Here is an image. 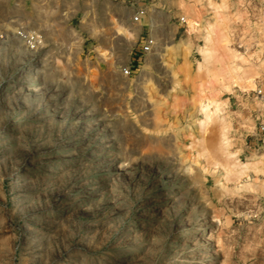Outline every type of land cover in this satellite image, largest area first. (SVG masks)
Instances as JSON below:
<instances>
[{
  "label": "rangeland",
  "instance_id": "rangeland-1",
  "mask_svg": "<svg viewBox=\"0 0 264 264\" xmlns=\"http://www.w3.org/2000/svg\"><path fill=\"white\" fill-rule=\"evenodd\" d=\"M211 1L198 68L196 0H0V264H264V0Z\"/></svg>",
  "mask_w": 264,
  "mask_h": 264
},
{
  "label": "bare ground",
  "instance_id": "bare-ground-1",
  "mask_svg": "<svg viewBox=\"0 0 264 264\" xmlns=\"http://www.w3.org/2000/svg\"><path fill=\"white\" fill-rule=\"evenodd\" d=\"M198 5L203 9L205 17H207L206 21H201L196 26V32L199 34L200 45L196 49V53L200 58L198 62V68L202 66L209 65L214 58V47H215V39H216V31L218 28L225 26L226 24V16L223 11H225V4L221 2L219 5L213 3L211 0H196ZM119 33H123V30L119 29ZM180 51V50H179ZM170 67V66H169ZM226 78L228 80L233 81V76L231 69L228 67L225 71ZM241 88L245 91L254 92L256 89V82L253 77L249 78L247 81L242 82ZM192 108L196 110L201 115V121L198 122V127L200 130L205 131V127L210 123L212 117L216 115L218 108L215 106L214 99L209 96V94H204L199 96L192 101ZM213 109V110H211ZM226 128L221 127L219 131V148L217 152L222 154L226 152L227 143H226ZM226 154V153H225ZM226 161V160H225ZM261 162V161H260ZM259 162V163H260ZM257 163V165L259 164ZM225 166L229 168V173H231L235 177H239L243 175L244 171L247 170L245 167L240 166L238 164L232 163L231 167L228 162H225ZM254 166V165H253ZM257 172L264 174V169L261 168L257 170ZM262 188H264V182L262 184Z\"/></svg>",
  "mask_w": 264,
  "mask_h": 264
},
{
  "label": "built area",
  "instance_id": "built-area-1",
  "mask_svg": "<svg viewBox=\"0 0 264 264\" xmlns=\"http://www.w3.org/2000/svg\"><path fill=\"white\" fill-rule=\"evenodd\" d=\"M146 15H147L146 9L139 8L135 12L132 20L134 23H138ZM179 22L182 24H186L184 17L179 18ZM155 50H156V39L153 37H149L143 42V44L139 48L140 56L146 57L148 55H151ZM129 71H130L129 67H126L122 70L123 74L125 75H128ZM253 95H254V99L261 105L262 108L259 114L256 135L259 139H262V141H264V74L261 80L258 82L257 87L253 92Z\"/></svg>",
  "mask_w": 264,
  "mask_h": 264
},
{
  "label": "crops",
  "instance_id": "crops-1",
  "mask_svg": "<svg viewBox=\"0 0 264 264\" xmlns=\"http://www.w3.org/2000/svg\"><path fill=\"white\" fill-rule=\"evenodd\" d=\"M153 28H154V25L151 23V24H150V29H153ZM149 37H151V36H149ZM149 37H148V38H149ZM142 44H143V43H142ZM140 47H141V46H140ZM140 47H139V48H140ZM138 51H139V49H138ZM137 55H138V54L136 53V56H137ZM151 55H152V54H151ZM140 57H141V56H140ZM141 58H142V57H141ZM132 61H134V60H132ZM136 61H137V60H136ZM131 66H132V65H131ZM128 67H130V66H128Z\"/></svg>",
  "mask_w": 264,
  "mask_h": 264
}]
</instances>
